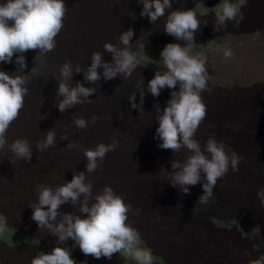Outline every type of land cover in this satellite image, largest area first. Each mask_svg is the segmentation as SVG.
<instances>
[{
    "label": "rangeland",
    "instance_id": "374dc122",
    "mask_svg": "<svg viewBox=\"0 0 264 264\" xmlns=\"http://www.w3.org/2000/svg\"><path fill=\"white\" fill-rule=\"evenodd\" d=\"M247 2L250 8L245 7ZM222 3L223 0H172L165 17L153 24L140 15L143 5L137 0H65L67 12L54 50L36 63L38 50L24 53V72L30 76L28 95L18 119L7 130L5 147L0 149V217L4 218L0 220V264H31L36 255L57 246L69 248L76 264H135L130 257L123 261L120 253L109 260L86 256L78 245L73 247L72 239L60 244L56 236L47 229L40 231L31 219L33 209L29 205L37 202V186L55 188L71 181L74 173L86 171L84 149L114 140L115 150L98 161L96 172L86 175L93 182L94 193L111 186L131 206L127 223L139 232L140 247L152 254L153 264H249L264 254V207L257 198V192L264 188V26L256 25L250 16L258 7L264 8V0H232L243 5L244 19L238 26L229 20L217 31L216 13ZM189 9L201 21L190 55L204 61L207 78V88L201 92L206 118L195 138L202 147L207 139L214 138L225 145L229 155L235 152L240 157L238 171L230 166L213 188L210 200L218 209V217L203 220L192 213L182 215L183 206L203 194V181L182 195L179 187H173L167 179V171H173L171 162L182 161L186 153L158 147L161 141L156 138V110L149 105L142 112L131 109L129 104L123 106L119 92L113 98L115 92L105 91L111 80L104 81L102 77L92 85L84 80L83 72H74L70 84L75 87L81 82L95 87L91 103L63 113L54 106L59 100L56 77L60 76L61 66L71 60L86 69L92 53L97 51L111 62L112 54L104 51V44L110 42L123 48L118 43L119 36L128 29L134 30L129 51L140 65L128 79L118 76L112 80L126 85L144 82L146 88L156 71H165L160 59L163 48L168 43H187L164 31L167 15ZM225 49L233 53L227 60L223 56ZM18 55L11 63L0 62V71L25 75L17 70ZM171 92L169 88L161 90V94L170 96ZM228 103L235 105L229 108ZM226 109L230 114H223ZM92 116L97 117L95 124L91 123ZM74 117L88 121V127L77 128ZM52 129L56 133L55 145L39 152L37 143ZM65 133L68 139H61ZM16 139L28 141L31 161L17 159L11 152L9 145ZM69 142L77 147L69 149ZM245 200L254 205L244 204ZM232 206L238 207L239 216L248 213L254 219L233 224L236 218ZM60 213L85 215L71 203L61 205ZM256 235L261 241L252 243Z\"/></svg>",
    "mask_w": 264,
    "mask_h": 264
},
{
    "label": "clouds",
    "instance_id": "9594fccd",
    "mask_svg": "<svg viewBox=\"0 0 264 264\" xmlns=\"http://www.w3.org/2000/svg\"><path fill=\"white\" fill-rule=\"evenodd\" d=\"M137 2L143 5L140 15L148 17L153 24L164 18L166 9L172 7V0ZM242 6L232 3V0H223L220 10L216 13L214 30L226 27L229 20L238 26L244 19ZM66 12L65 0H0V62L11 63L13 56L19 53L15 61L19 66L17 70L25 73L27 63L24 53L38 50L34 58L36 63L40 57L52 52L56 44L55 38L63 28ZM132 15L135 19V14ZM200 23L191 9L171 11L165 19L164 31L177 40L187 42L186 46L168 43L163 48L160 59L165 71H156L146 88L144 82L137 85H126L122 82L123 85L119 89L121 95L127 88L137 86L140 103L136 102V93H133L129 96V105L131 109H138L140 112L143 111L146 92L158 97L162 89H172L166 107L161 110L159 105H156L155 119L159 124L156 138L161 141L158 147L170 149L174 153H186L182 161L171 162L173 171H167V179L173 187H179L182 195H186L190 193L191 186L203 181V194L198 198L196 205L209 202L217 180L227 174L230 166L234 172L238 171L240 160L235 152L229 155L225 145L218 143L214 138L207 139L203 147L195 138L201 122L206 118V106L201 97V92L207 88L205 63L197 56L190 55ZM133 36L132 29L121 33L118 43L123 45V48H118L110 42L104 44V51L112 54L111 62L105 61L103 52L99 51L92 53L91 64L86 69L80 62H65L60 68V76L56 77L59 81L56 92L59 100L54 106L63 113L77 105L91 103L90 97L96 93V88L86 87L81 82L72 87L70 82L74 72H83L84 80L92 85L98 84L102 77L104 81L111 80L110 82H117L112 79L118 76L124 79L131 77L140 65L129 51ZM232 55L230 50L225 49L223 52L226 60ZM31 73L35 74V67ZM29 82L30 76L26 73L20 75L0 71V149L5 147L7 130L11 123L18 119L24 106L25 96L28 95L26 84ZM96 120L97 117L92 116L91 123L95 124ZM73 123L77 128L85 129L89 122L74 117ZM60 138L68 139V135L65 133ZM55 143V131L48 130L46 138L37 143L36 149L43 152ZM66 146L69 149L77 147L71 142ZM9 147L17 159L31 161L32 148L27 140L16 139ZM116 147L114 140L109 144L100 143L94 149H84L86 171L74 173L71 181L55 188L37 186V202L29 205L33 209L31 219L38 224L40 231L47 229L50 234L56 236L60 244L72 239L73 247L78 245L86 256L111 259L115 253H120L133 259L135 264H153L152 254L140 247L139 232L127 223L131 206L114 193L111 186H105L102 191L94 193L93 182L86 175L96 172L98 161L102 162L106 154L114 151ZM257 198L261 207H264V188L257 192ZM65 203H71L78 208L79 213L85 215L61 214L60 206ZM3 219L0 217V220ZM31 264H76V261L72 258L69 248L57 246L51 252L36 255ZM249 264H264V254L252 259Z\"/></svg>",
    "mask_w": 264,
    "mask_h": 264
},
{
    "label": "bare ground",
    "instance_id": "6f19581e",
    "mask_svg": "<svg viewBox=\"0 0 264 264\" xmlns=\"http://www.w3.org/2000/svg\"><path fill=\"white\" fill-rule=\"evenodd\" d=\"M247 3L248 4L245 7L250 8L251 5L249 4V2H247ZM255 6H257V5L255 4ZM250 16H252L251 18L254 20V22H255L256 25L259 26V25L262 24L264 26V8L258 7V9L256 11L252 12L250 14ZM122 85H123V83H120V82H111L110 83V88H109V85H108V87H107V85H105V91L106 92L109 91L110 94L115 92L114 95H112L113 98H114L116 92L117 93L119 92V89L122 87ZM100 89H102V87ZM133 93H136V102L139 104L140 103V95H139V89L137 88V86L129 87V88L126 89V91L124 93H122L121 95H119L118 98H120V100L122 101V102H120V104H123V106L126 105V104H131V102L129 100V96H131ZM170 98H171V96L170 95H167V94L165 95V94H161L160 93V95L158 97H154L150 93H147L146 92L145 93V97H144V102H143V105H142L143 106V109H146L145 107H147V105H149L148 107L156 110V105H159V107L162 110L164 107H166L167 102H168V100ZM157 101H159V104H156ZM117 103H119V102H117ZM234 105L235 104H229V103L226 104V106L227 107L229 106V108L232 107V106H234ZM232 109H234V108H232ZM225 112L227 114L228 113L230 114L231 111H227V109H226L225 111H223V114ZM232 112H234V111H232ZM221 201H227V200H223L221 198ZM196 203H197V201L191 202L189 204H185L183 206L182 215L183 214L192 213V214L197 215L199 217V219H201V220H203V219H210L211 216L218 217V213H217L218 212V209H217L216 205H214V203L211 202V200H209V202L207 204H197L196 205ZM243 203L244 204H249V205H254L253 202L247 201V200L243 201ZM236 206L235 207L232 206L233 211H234L233 212V215L236 218V221H234L233 224H244V222L247 223L249 220L254 219V217L252 215L248 214V213H246V214L243 213L241 216H239L238 213H237V208L238 207L236 208ZM249 240L251 241V238ZM258 241H261V240H260L259 236L256 235V237L254 238V240L251 241V242L254 243V242H258ZM122 258H123L122 260L125 261L124 256ZM104 260H109V259L108 258H104Z\"/></svg>",
    "mask_w": 264,
    "mask_h": 264
}]
</instances>
